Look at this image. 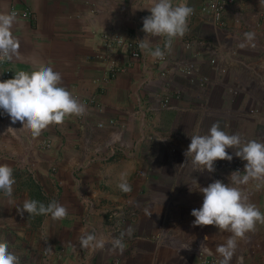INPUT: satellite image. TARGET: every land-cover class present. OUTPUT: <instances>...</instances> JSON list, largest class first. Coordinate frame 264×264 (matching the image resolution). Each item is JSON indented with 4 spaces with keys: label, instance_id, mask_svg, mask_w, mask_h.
Segmentation results:
<instances>
[{
    "label": "crops",
    "instance_id": "crops-1",
    "mask_svg": "<svg viewBox=\"0 0 264 264\" xmlns=\"http://www.w3.org/2000/svg\"><path fill=\"white\" fill-rule=\"evenodd\" d=\"M202 1L173 0V4L186 3L193 7V9L198 10ZM154 3L155 0H0V13L11 12L13 6H16L21 11L30 10L34 13L32 19L18 16V23L14 25L12 31L13 35L18 39L20 47L18 53L6 65L15 71L23 70L26 72L35 70L41 64L51 66L54 71L61 74L62 86L72 94L78 92L85 97L94 94L97 95L99 102L106 104L108 113L96 114L94 120H100V117H108L110 116L109 114L117 113V116L129 119V137L135 139L139 136L140 126L134 118L128 117L126 113L130 111L129 108H132L136 100L135 95L132 93L138 88L141 80L147 75H156L154 58L151 55H146V66H142L143 64L133 65L128 70L119 73L117 77L112 78V81L109 84H105L104 90H102L104 76L109 75L111 77V74L105 68L104 61L98 56H102L107 51L103 44V32L109 29L114 22L123 23L124 31L130 38L136 40L138 34L134 28L133 20L129 19H132L134 15L140 12L149 10L148 8ZM240 6L248 10L256 5L249 1L246 3L242 2ZM93 8L98 9L96 17L91 16L90 11ZM230 15L235 16V12H227L226 19L228 23L231 18ZM232 24L235 30L243 33L236 26L235 22ZM188 29V32L182 38L175 39L172 53L174 56L188 55L183 48V41L190 38V36L200 35L206 39L209 37V30L212 34L219 32V30L214 29L212 26L206 25L199 17L188 24ZM250 32H254L255 35H261L256 31L254 26L251 27ZM212 40L217 45L221 43L217 38L212 37ZM259 41L261 43L257 42V40L256 43L255 40L252 42L255 45L254 47H258L261 50L254 52H250L249 50L250 48H254L251 44L243 49L240 48L239 45L244 42V38L233 40L232 43L234 42L236 47L240 49L241 54L248 56L250 59H256L261 53L264 54V34L261 35ZM150 46L152 49H155L153 42H150ZM207 61L208 58L203 57L199 61L200 66L203 63L207 64L208 71L211 72L209 76L215 77L214 71L210 68ZM242 75H244V71L241 67H238L231 69L226 78L232 83H244L251 92H254V83L247 80L242 81ZM180 81L183 86L186 85L183 79H180ZM219 87L217 86L215 89L216 94L217 91L219 93L223 92V89ZM190 92L191 90L184 88L185 96L182 99L174 98L173 108L158 114L155 123L164 129H176L178 126H182L179 129L189 132L188 135L193 136L197 134L209 116H206L208 115L207 111H202L201 109L195 112V114L191 112ZM200 92L205 94L201 90ZM206 98V95H199V99ZM225 108V111L213 108L215 112L212 115L213 119L219 113L228 112L230 109V107H226V104ZM236 108L237 110H241L239 102H237ZM123 110H126V112ZM68 120L69 117H66L62 126H67ZM224 121L221 118L216 123H219L220 128H223L225 125ZM256 122L258 123V120ZM238 123L240 122L238 121ZM227 124L228 122H226ZM44 131L55 135L56 147L54 150L41 152L42 154L39 155L37 179L29 177L25 171L16 168L14 161L15 152L17 153L16 157L27 159L28 155L26 152L21 147L17 148L15 146L17 142H14V154L10 155L12 148L9 137L0 136V147L6 153L5 156H0V164L10 166L14 170L13 175L15 178L13 195L9 198L3 197L4 193L0 194V241H6L11 251L16 249L14 247L17 244H22L26 252L39 251L38 253H40L42 243H40L39 249L36 239L38 240V236L44 235L55 243L51 245L54 248L56 247L57 250L61 247V249L67 250L65 252H70L69 249H71V253H74L80 247H78V238L81 227L79 226L78 219L81 216H79V208L77 207L78 202L86 205L88 202L93 201L90 198L91 196L97 197L98 195H102L113 202L122 201L124 198L121 196L118 184L114 183L116 182V178L114 177L113 179V170L108 173V180H110L109 191L102 192L99 183L101 182V167L105 166V170L112 169L113 163H119L124 158L118 157L110 162L92 163L88 168L78 171L76 168L80 159L77 158L72 148L70 152L67 149L66 151H59V153L56 152L59 143L64 141V137L69 134L73 136L74 131H63L57 128L56 125L49 126ZM97 134L101 135L102 138H106L109 136V130H97ZM72 140L71 138V142ZM173 141H179V144H177L179 145L178 154L172 152L166 144H164L166 147L162 145L165 148L157 145L156 152L152 153L151 143L141 141L136 153L129 156V158H133L140 155V159H136L135 162L139 167L144 169L141 176L134 175V172L130 173L129 177L135 196L137 198L140 197L145 202V205L153 198V208L155 212H159L156 215V213H150L147 209L141 211L143 216L152 217L151 224H153V227L148 236L150 238H155V234L157 233L161 234L162 231H159L160 223L164 221L166 214V211L162 212L160 209L158 210L155 205L160 202L159 197L156 196L158 194L156 189L160 188L162 183L167 182L165 186L168 189L175 190L177 187L183 186L179 183L184 181L191 183L190 185H184V188H200L198 181L195 180L193 185L191 177L187 173L183 174L181 172V162L176 165L170 163V157L175 156L177 160L180 159L183 162L187 158L184 153L187 150L188 141L184 140V136L180 138L173 137L171 142ZM62 156L63 158H61ZM53 162H58L59 164V171L54 176L49 174L50 164ZM149 162H151V166ZM147 167H150V170H147ZM105 172L104 178L106 180ZM110 173L112 177H109ZM258 184L260 185L259 188L257 187ZM151 189L155 190L153 191L154 193ZM242 189L248 196L249 202L254 204L261 213H264V182L250 181L247 185L242 186ZM82 190H85V192H81ZM171 193L173 196L175 195L174 191ZM169 197L170 194L168 195ZM191 198H193L192 195L188 197V199ZM25 199H34L43 202L45 205L55 200L67 208L68 214L66 218L58 221L52 220L50 216L43 215L29 218L27 212L23 216H20L17 206L22 205ZM190 201L192 200H188V202ZM195 219L194 216L190 215L184 220L193 224L192 222ZM37 222L39 223L37 224ZM208 227L211 228V225H208ZM129 229L131 230V226L127 225L123 236L125 243L126 240L129 241V237L134 236L133 232L130 231L129 233ZM112 230L106 231L107 236H112ZM255 231L264 237V224L257 223ZM135 236L137 240L144 239L143 228L142 230H138ZM9 240L11 241L9 242ZM151 251L155 254L154 248H151ZM160 255L161 250L158 252L159 257ZM70 260L73 262V257ZM58 264L64 263L60 261Z\"/></svg>",
    "mask_w": 264,
    "mask_h": 264
},
{
    "label": "built area",
    "instance_id": "built-area-1",
    "mask_svg": "<svg viewBox=\"0 0 264 264\" xmlns=\"http://www.w3.org/2000/svg\"><path fill=\"white\" fill-rule=\"evenodd\" d=\"M253 2L256 6L251 9L242 8V2ZM244 4V3H243ZM15 11L18 16L32 19L34 13L30 10H19L16 6L11 8V12ZM97 8H93L90 13L92 17H96ZM229 11L235 12V24L240 30L243 27L246 30L252 26L261 35L264 34V6L260 5V0H203L199 9H194L193 15L189 18L188 24L199 17L206 25L212 26L214 29L221 31L227 26L226 14ZM150 10L140 12L132 19L134 28L138 34V38L132 39L124 31L123 23L114 22L112 26L103 32V41L106 52L102 56H98L104 62L105 68L111 74L105 75L102 81L101 89L104 90L105 84H109L112 78L117 77L121 72L128 70L136 64L146 66V54L139 47L140 40L146 37V33L142 31L143 18L149 16ZM245 15V16H243ZM246 17L247 20H241ZM224 40L228 37H224ZM149 42H153L154 47H161L165 51L163 59H154V68L156 75L145 76L138 88L133 91L136 100L127 116L134 118L139 126V136L135 139L129 137V119L117 116V113L109 114L108 117L94 120L96 114H106L107 106L103 102H99L97 95L85 97L78 92L73 93L81 103L86 105V113L83 116L69 117L67 126L56 125L61 130L74 131V135H66L64 141L60 142L56 152L71 148L76 153L78 160L77 170L82 171L92 163L110 162L118 157L127 158L136 153L141 141L152 144H172L174 135L168 129H164L155 123L156 116L161 112L171 110L173 108V100L181 99L184 96V88L196 85L199 90L207 93L226 80L229 71L234 68L241 67L244 74L249 76V82L259 85L258 88L264 93V54H260L256 59H250L248 56L241 54L238 47H227L225 44H215L213 41L205 39L201 36H190L183 41V48L188 53L185 58H177L174 56L173 47L175 39L172 43L171 51L164 49V38L149 37ZM263 51V50H262ZM208 58V64L214 71L215 77H211L201 72L198 62ZM9 60L0 62V79L8 80L14 77L15 70L7 66ZM21 71V70H20ZM251 77V78H250ZM183 79L186 85L177 84ZM228 91L232 94L245 90L244 83H232L227 81ZM209 101L206 99H200ZM201 104V103H200ZM202 111L208 110V103L205 102L198 106ZM126 112V110H123ZM264 114V98L257 101L256 105L248 109L249 114ZM1 114L0 119V136H7L10 139L11 154H14V142L17 148L21 147L28 155L27 159L18 158L15 152L14 161L18 170H23L33 178H38L37 163L41 152L54 150L56 147L55 135L43 131L39 137H33L30 131L19 121L15 124L11 122L10 117ZM119 115V114H118ZM109 130V136L102 138L97 134V130ZM195 135H198L195 134ZM100 137V138H99ZM179 137V136H178ZM71 138L73 139L71 142ZM24 139V141H22ZM27 141V142H26ZM72 143V144H71ZM188 142V146L190 145ZM71 145V146H69ZM171 146V145H170ZM188 148V147H187ZM172 152L179 150V145H173L170 148ZM153 148H151V151ZM5 151L0 147V156H5ZM63 158V156L61 157ZM247 161L240 160L233 165L227 164L223 160H217L214 167L215 180H221L225 184H229V177L233 171L239 170L244 172ZM59 171L58 162L50 164L49 174L56 175ZM243 174V173H241ZM3 192H0L2 194ZM50 197V196H49ZM51 198V197H50ZM124 218L119 215L115 217V227L112 230V237H119L118 234L123 228ZM61 251V252H60ZM65 249H56L51 244L45 248V257L41 264H51L52 260L59 254L62 255ZM20 264H28L23 259Z\"/></svg>",
    "mask_w": 264,
    "mask_h": 264
},
{
    "label": "clouds",
    "instance_id": "clouds-1",
    "mask_svg": "<svg viewBox=\"0 0 264 264\" xmlns=\"http://www.w3.org/2000/svg\"><path fill=\"white\" fill-rule=\"evenodd\" d=\"M260 5L264 6V0H260ZM148 9L151 14L143 18L142 27L147 35L140 40L139 47L146 55L163 59L165 51L159 46L152 49L148 38H164V49L171 51L173 40L188 32V21L194 9L186 3L174 5L173 0H155ZM17 23L15 11L0 13V62L12 60L18 53L20 44L12 31ZM254 40V32H245L244 42L239 46L242 49L249 44L254 47ZM0 112L10 117L13 124L21 122L22 128L26 127L33 137H39L49 126L62 125L66 117L85 115L86 105L62 86L59 72L41 64L31 72L17 71L13 78L0 80ZM228 148H234L235 155L247 161L244 172L233 171L229 184L215 180L207 187L199 188L204 196L203 204L191 212L196 218L192 222L194 227L215 225L220 231L231 233L226 242L216 248L223 258L221 264H230L237 238H246L247 233L256 230L257 223L264 224V213L250 203L241 190V186L250 181L264 182V143L256 140L242 142L238 134L230 135L221 130L219 123H213L207 134L191 136V143L184 153L196 171L214 172L217 160L233 159L226 151ZM13 171L10 166L0 164V192L9 198L15 184ZM118 188L125 193L132 191L126 175L121 176ZM17 211L20 216L27 212L29 218L43 215L54 221L63 220L68 214L67 208L55 200L45 205L34 199H25L17 206ZM123 236L124 233L112 237L85 232L79 238V245L84 250L96 251L111 244L113 249L123 252ZM0 264H20V258L9 249L6 241H0Z\"/></svg>",
    "mask_w": 264,
    "mask_h": 264
},
{
    "label": "rangeland",
    "instance_id": "rangeland-1",
    "mask_svg": "<svg viewBox=\"0 0 264 264\" xmlns=\"http://www.w3.org/2000/svg\"><path fill=\"white\" fill-rule=\"evenodd\" d=\"M230 16L231 18L229 23L227 22V26L224 28L225 30L222 29L216 34H212L209 30V37L206 39L213 41L214 39L212 40V37L215 39L217 38L220 40L221 45L225 44L227 47H232L235 45L234 42L232 43L233 40L244 38V33L251 31V27L247 30L243 27L241 30L243 33L235 30L232 23L235 22L236 17L233 15ZM241 20L246 21L247 18L241 17ZM224 37H228V39L224 40ZM260 38L261 35L256 34L255 43L256 40L261 43L259 41ZM249 50L250 52L261 51L258 47L250 48ZM175 56L182 59L186 57L185 54H182V56ZM198 65L201 72L210 75L211 72L208 71L207 64L203 63V65L200 66V62H198ZM246 80H249V76L246 74L242 75V81ZM227 81L230 80L226 78V80H223L222 83L218 85V87L220 86L219 88L223 89V92L219 93V91H217V94L215 93L216 90H214V92L211 90L205 94L201 93L196 85H192L187 88L191 90L190 101L192 113L195 114V112L199 110L198 106L201 104H204L205 102L208 103V110H206L208 115L206 116L209 117L206 118L207 120L205 119L206 123L201 126L198 135L207 134L212 124L222 118L225 120V125L221 128V130L226 133L230 135L238 134L241 137L242 142L256 140L264 143V114H262V112L257 114L248 113V109H250V107L256 105L257 101L264 98L263 91L258 88L259 85L254 84V92H251L247 87H245V90L232 94L228 91ZM177 84L180 85L182 82H177ZM185 94L186 93H184V96ZM199 95H206L207 100L209 101L204 102L203 100H200ZM237 102H239L241 110H237ZM225 104L226 107H230L228 112L219 113L217 117L213 119L212 115L215 113L213 108L225 111ZM256 120H258V123ZM238 121L240 123H238ZM226 122H228L227 125ZM179 127L182 126H178L176 129L168 130L174 135V137L180 138L184 136V140L191 142L192 135H188L189 132L179 129ZM100 137L102 136L100 135ZM171 143L172 144H168V148H172L173 145L179 144V141H173ZM157 145H161V147H163L162 145L164 144H160L159 142L152 145L150 144V147L153 148L152 153L156 152ZM164 146L166 147V145ZM226 151L232 155L233 159L231 161L227 159L223 161L230 166L242 160L235 155L236 150L234 148H228ZM175 153L178 154V152ZM140 157V155H137V157L134 156L133 158H124L123 160H120L119 163H113V168L108 170H105V166H102L100 169L102 170L100 173L101 182L99 183L101 191L106 192L110 189L108 173L111 170H113V179L114 177L116 178V182L114 183L119 184L121 176L126 175L127 182L132 186V182L129 177L130 173L134 172V175L141 176L144 171V169L139 167V165L135 162V160L140 159ZM180 162L182 165L181 172H183V174L187 173L191 177L193 185L195 180L200 183V188L207 187L210 183L214 182L216 168L214 172H208L207 170H204L203 172L196 171L190 158H186L183 162L180 159L177 160V157L175 156L170 157L171 164L176 165ZM149 165L151 166V162H149ZM147 170H150V167H147ZM104 171H106V180L104 178ZM109 177H112L111 173L109 174ZM179 184L183 186H179L175 190H172L168 189V187L165 186L167 185V182H164L160 188L156 189L158 192L156 196L159 197L160 202L155 205L158 210L160 209L162 212L166 211V214L164 221L160 223L159 231L162 232L161 234L157 233L158 235L155 234V238L148 237L149 232L153 227V224H151L152 217H148L146 215L143 216L141 211L147 209L150 213L154 212L156 215L159 212H155L153 208V198H151L150 202L145 205V202L140 197L137 198L135 196L133 186L132 191L128 193L119 190L121 192V196L124 198L122 201L113 202L108 198H104L102 195H98L97 197L91 196L90 198L93 201L88 202L86 205L78 202L77 207L79 208V216H81L78 219L79 226L81 227L80 236L85 232H94L98 236H107L106 231L115 227V217L119 218V215L121 218H124V228L119 232V236L121 233H124L127 225L131 226V232L134 233V236L129 237V241L126 240V243L123 240L125 245L123 252L119 249H113L111 244H106L102 250H84L79 247V236V250L71 253V249H69L70 252H64L65 255L64 253L62 255L57 254L58 257L56 256L52 260L51 264H58L60 261L64 264H88L89 262V264H221V260L223 258L219 253H217L216 248L217 245L224 244L231 233L222 232L215 225H211V228L208 226L194 227L193 224L185 221L184 219L191 215L193 209H198L202 206L204 196L199 189L192 187L184 188V185L191 184L188 181L180 182ZM241 190L243 191L242 186ZM151 191L153 192L155 190L151 189ZM173 191L175 193L174 196L171 193ZM81 192H85V190H82ZM169 194L170 197L168 198ZM190 195H192L193 198L188 199ZM2 196L6 197L5 195ZM188 200L192 201L188 202ZM38 223L39 222H37V224ZM142 228L145 238L137 240L135 233H138V230H142ZM42 236H38V240L36 239L39 249V245L42 243L40 253H38L39 251L32 253L30 251L26 252L22 244H17L14 247L16 249H13V252L20 258V260L23 259V261L28 264H41L45 257L46 246L49 244H55L49 238L44 235ZM10 241L11 240H9V242ZM151 248L155 249V254H153ZM58 249L60 250L61 247ZM159 250H161L160 257L158 256ZM71 257H73V262L70 260ZM230 264H264V237L260 233L254 231L247 233L246 238L244 239H240L238 241L237 238V246L234 250Z\"/></svg>",
    "mask_w": 264,
    "mask_h": 264
}]
</instances>
